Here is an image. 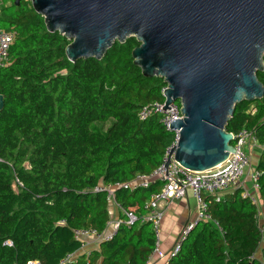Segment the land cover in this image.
<instances>
[{"label":"trees","instance_id":"1","mask_svg":"<svg viewBox=\"0 0 264 264\" xmlns=\"http://www.w3.org/2000/svg\"><path fill=\"white\" fill-rule=\"evenodd\" d=\"M16 2L0 7V28L15 33L10 64L0 68V264H59L79 249L74 229L106 230L110 203L94 187L131 182L162 164L174 135L159 116L140 120L139 111L163 102L166 84L134 64L135 37L116 42L101 60L73 63L65 53L70 41L48 31L30 0ZM257 76L264 85V71ZM243 128L264 144V97L236 105L227 131ZM259 155L264 209V150ZM159 190L118 189L117 203L138 221L73 264H146L158 242L142 221L143 205ZM206 201L212 220L200 222L168 264H261L256 206L240 189Z\"/></svg>","mask_w":264,"mask_h":264},{"label":"water","instance_id":"2","mask_svg":"<svg viewBox=\"0 0 264 264\" xmlns=\"http://www.w3.org/2000/svg\"><path fill=\"white\" fill-rule=\"evenodd\" d=\"M30 1L48 31L70 41L65 53L73 63L101 60L116 42L137 39L134 64L166 84L163 109L181 105L183 119L170 123L180 139L167 166L174 152L183 167L203 172L236 152L227 131L236 105L264 97L257 76L264 71V0Z\"/></svg>","mask_w":264,"mask_h":264},{"label":"built area","instance_id":"3","mask_svg":"<svg viewBox=\"0 0 264 264\" xmlns=\"http://www.w3.org/2000/svg\"><path fill=\"white\" fill-rule=\"evenodd\" d=\"M5 0H0V7ZM15 40V33L0 28V68L10 64V51ZM166 87L162 89L163 102H154L143 106L139 111L140 120H147L153 116L160 117V123L165 130L172 132L173 142L166 149L162 164L150 174H138L133 181L127 183H100L92 189L95 193H106L109 203H112L118 211V216L110 219L104 232H99L95 228L74 229V239L79 242V249L76 252L68 253L59 264H73L77 257L83 253H89L91 249L98 248L102 242L112 240L121 226L130 228L139 217L133 210L121 207L116 201V191L125 189L133 191L137 188L148 189L153 185H160V190L154 193L143 205L146 214L143 222H149L153 226V231L157 236V247L160 245L161 224L164 218V210L177 200L184 199L190 191L197 201V212L194 220H190L184 227L180 237L175 242L172 249L162 257L164 264L179 254L183 242L188 235L202 221H211L212 217L208 212L209 203L206 197H213L220 201L225 193L238 188L241 196L248 199L257 208V220L262 233V246L264 244V209L260 202L259 190L263 173L259 171L252 159L253 148L264 150V144H259L254 131L243 128L238 134H233L235 153H231L229 158L217 167L197 172L183 167L174 160V152L171 162L167 166V159L176 148L180 139V130L171 131L170 123L177 119H183L180 102L169 105L170 109L164 110ZM247 149V150H246ZM6 244L12 245L11 241ZM146 264H151L153 256ZM29 264H37L30 262ZM261 264H264L262 261Z\"/></svg>","mask_w":264,"mask_h":264},{"label":"crops","instance_id":"4","mask_svg":"<svg viewBox=\"0 0 264 264\" xmlns=\"http://www.w3.org/2000/svg\"><path fill=\"white\" fill-rule=\"evenodd\" d=\"M254 156L256 158L255 159L252 158V159L255 161L256 164L260 155L259 153H257ZM234 189H238V188H234ZM109 210H110V215L112 216L113 214L111 219H114L115 217L118 216V211L116 210V207H111V209L109 208ZM196 212H197V201L190 191L188 192L187 196L184 199L173 202L170 206H168L164 210V218L161 224L160 245L159 247H157V251L153 256L151 264H164V260L162 259V257L165 256L167 253H169V251L172 249L175 242L180 237L185 225L190 220L195 219ZM161 238H162V242H161Z\"/></svg>","mask_w":264,"mask_h":264},{"label":"rangeland","instance_id":"5","mask_svg":"<svg viewBox=\"0 0 264 264\" xmlns=\"http://www.w3.org/2000/svg\"><path fill=\"white\" fill-rule=\"evenodd\" d=\"M246 150H247V149H246ZM252 151H253V152H252V153H253L252 158L255 159L256 157H255L254 155L257 154V153H259L260 150L257 149V148H253ZM254 153H255V154H254ZM253 163L255 164V161H254V160H253ZM231 191H234V190H231ZM231 191H229V192H231ZM111 207H114V205H113L112 203H110V205H109V208H110V209H111ZM111 214H112V212H111ZM112 216H113V214H112ZM112 216H111V217H112ZM160 235H161V233H160ZM161 242H162V238H161Z\"/></svg>","mask_w":264,"mask_h":264}]
</instances>
